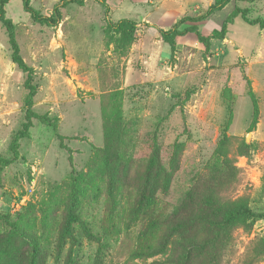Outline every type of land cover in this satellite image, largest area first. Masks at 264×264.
<instances>
[{"label": "rangeland", "instance_id": "rangeland-1", "mask_svg": "<svg viewBox=\"0 0 264 264\" xmlns=\"http://www.w3.org/2000/svg\"><path fill=\"white\" fill-rule=\"evenodd\" d=\"M106 1L107 13L96 0L69 4L55 25L21 0L5 5L35 94L28 136L0 172V264H183L184 239L208 233L202 212L217 219L244 201L264 213V28L237 15L209 47L186 32L172 48L158 29L213 0ZM59 2L30 0L45 15ZM236 7L264 18V0L232 1L178 29L208 36ZM123 18L137 23L128 47L107 27ZM26 78L0 22L1 164L24 121ZM206 190L212 207L187 201ZM263 241L256 218L191 248L187 264H264Z\"/></svg>", "mask_w": 264, "mask_h": 264}, {"label": "trees", "instance_id": "trees-1", "mask_svg": "<svg viewBox=\"0 0 264 264\" xmlns=\"http://www.w3.org/2000/svg\"><path fill=\"white\" fill-rule=\"evenodd\" d=\"M9 1L10 0H0V22L2 23V25L6 30L8 42L11 47L12 62H14L20 70L27 73V78L25 79L24 82V86L27 90V94L24 98V107H25L24 121L22 122L21 128L14 133L10 143V150L13 154V157L7 160H1L3 163L2 164L0 163V172L3 166L10 164L16 160L18 155L17 149L19 146V140L28 136V129L31 127L32 124L31 119L34 115L31 110L32 98L35 94L34 85H32L31 83L32 68L29 67L21 57L19 52V45L17 43L15 36L14 24L10 18L6 17L5 5ZM85 1L86 0H60V2L53 7L51 14L45 15V14H41L39 11L34 9L30 4V0H21L23 10L29 13L33 21L47 25H55L57 23V21L60 18L61 9L64 8L65 6L69 4L83 5ZM96 1L105 8L106 13L109 11V5L106 0H96ZM232 1L253 3L256 0H213L208 5L207 9L204 11L203 14L197 17H192V16L181 17L174 24L172 28L167 30L159 28L158 29L159 35L166 43H168L173 48L175 45V37L177 35L185 34L186 32H194L198 41H200L207 48L210 45V39L212 38L223 39L225 37L226 26L230 23L231 19L237 15H240L241 18L247 24L258 25L260 28H264L263 17L258 16L255 18H250L248 17L249 14L248 7H243V8L236 7L234 11L224 20L221 29L220 30L213 29L212 33L208 36H203L197 30V27L195 25L185 28L184 30L178 29L180 23H183L185 21L196 22V21L204 20L212 13L220 11L224 6H226L229 2ZM107 27L109 28V30L119 35L120 42L124 47H128L134 40L137 23L130 19L123 18L118 20L117 22L108 21ZM250 95L252 101V117L249 127L252 129L257 123L258 105L253 94L250 93ZM187 201L189 203H193V201H196L198 203L199 201V203L201 204H205L208 205V207L209 206L212 207L217 203V198L213 196L212 192L209 193V191L206 190V192L200 195L189 194ZM198 218L200 219V222L207 223L208 233L204 235L195 232L194 234H190L189 237L184 239L185 248L187 249L184 251L185 262L183 264L188 263V259L190 256L189 252L191 248L193 247L201 248L205 244L212 243L215 236L217 237L218 232L230 229L235 225L241 224V226H243V228L246 229L251 225V223L256 218L264 219V213L255 212L253 209L250 208L249 205H247V203H245L244 201H239L238 204L226 210L221 215L220 218L216 219L213 213L206 214L204 212H202ZM261 252L263 251H260V253Z\"/></svg>", "mask_w": 264, "mask_h": 264}]
</instances>
